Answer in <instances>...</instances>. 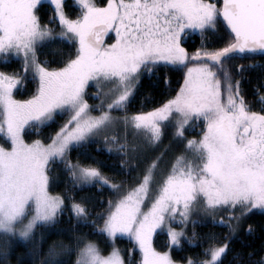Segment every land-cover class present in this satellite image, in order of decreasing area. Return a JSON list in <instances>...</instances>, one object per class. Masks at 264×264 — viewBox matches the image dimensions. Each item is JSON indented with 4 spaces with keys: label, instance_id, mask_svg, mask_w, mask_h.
Returning <instances> with one entry per match:
<instances>
[{
    "label": "snow or ice",
    "instance_id": "obj_1",
    "mask_svg": "<svg viewBox=\"0 0 264 264\" xmlns=\"http://www.w3.org/2000/svg\"><path fill=\"white\" fill-rule=\"evenodd\" d=\"M190 32L201 36L191 52ZM210 37L220 46L210 47ZM57 41L70 51L51 67L38 52ZM255 55L264 56V0H47L46 9L43 0H0V63L20 61L0 71V264H8L14 237L32 244L26 254L40 264H73L72 254L74 264H224L229 252L238 264H264L255 250L232 248L237 238L241 249L251 247L245 240L256 228L245 224L256 210L264 214V75L253 85L258 108L243 87L248 69L264 64L231 67ZM161 69L183 73L178 90ZM145 79L163 89L162 98L150 111L130 113ZM29 83L35 91L17 99L14 90ZM64 117L47 141H26ZM96 137L130 182L72 161L70 153ZM61 165L71 187L53 194L51 173ZM92 188L113 194L103 211H94V195H79ZM208 219L227 234L188 235ZM85 226L108 242L107 255L81 232ZM38 228L69 243L42 255ZM158 230H166L167 250L153 245ZM123 237L132 245L127 259L115 247ZM185 242L201 251L174 258Z\"/></svg>",
    "mask_w": 264,
    "mask_h": 264
},
{
    "label": "trees",
    "instance_id": "obj_2",
    "mask_svg": "<svg viewBox=\"0 0 264 264\" xmlns=\"http://www.w3.org/2000/svg\"><path fill=\"white\" fill-rule=\"evenodd\" d=\"M45 4V9L47 8V1H43ZM68 4L71 5L73 0H67ZM43 11V10H42ZM68 11L72 13L73 9L71 7L68 8ZM46 19V18H45ZM222 35V32L220 33ZM218 37H210L209 38V46H220L216 43ZM108 42H111L108 37L105 39ZM201 43V36L199 32H190L187 37L186 47H188L189 51H194L195 48L199 47ZM70 49L66 46V44H62L59 41L50 43L41 49L38 52V56L41 60H47L50 62L51 67L62 66L60 61L67 57ZM20 61L13 58L8 66L0 63V69L2 71L11 72L14 69L19 68ZM249 64H264V56L262 55H255L252 58L248 59H237L231 62L232 71H236V67L238 65H249ZM167 73V78L170 81V88L178 90L179 85L183 82V73L170 71L168 69H161L158 75L163 76L164 73ZM264 75V68H250L245 73V82L243 87L246 93V99L249 102H252L255 105V101L257 97L254 94L253 85L256 83L257 79ZM155 80V77H153ZM251 81L249 83L248 81ZM149 81L147 79L144 80V85L140 88L139 92L137 93L135 99L129 106L128 111L130 113L138 112V111H148L151 110L153 107L158 106L159 100L162 98L160 96V92L163 89H150L148 87ZM35 91V84L29 83L24 87H20L14 90V95L19 99H24L26 97H30L32 93ZM174 94V92H169V95ZM258 108V105H255ZM64 118H58L56 124L51 127H43L40 129L39 134L36 133L35 130H31V135L26 136V141H31L32 139H42L47 141L49 135L54 134L56 130H58L59 125L62 123ZM200 132V128H195L194 131L189 133L190 136H197ZM70 157L73 162L79 159L84 164H93L95 163L96 166L100 167L103 173L107 176L112 177L115 182L119 183L121 180H125L130 182L131 177H129L126 173H122L120 167V158L113 152L109 153L104 145L98 141L94 140V142L87 143L84 147L74 149L70 153ZM63 166H59L53 169L51 175L56 179V183L52 187L53 193H62L65 191L66 188L71 187L70 184L67 183L68 177L62 170ZM135 175V173H133ZM94 195L95 199L92 201V205L94 207V211L100 212L103 211V208L107 207V200L112 198L113 194L110 190L105 188L102 195L97 194V189L92 188L90 190H86L85 192H80L79 195ZM101 201H103V206H101ZM201 218V217H200ZM194 218V219H200ZM67 221V214L63 218ZM253 225L256 228V231L253 232L251 235L246 237L245 242L251 247H245L241 249V244L239 238L235 239V242L232 245V248L235 251H244L245 254L248 252H252L255 250L256 255L253 256V259H258L260 256H264V231H261L260 226L264 225V214L260 213L259 210L255 211V214L250 215V218L247 220L245 224V228L247 225ZM68 225L62 224L60 227L66 228ZM81 232L89 233V239L96 242L103 254H107L111 250V246L108 242L100 236L92 235L91 229L88 227H82ZM196 231L200 235H204L205 233L215 232L217 234H227V228L221 227L219 225L214 226L211 223V220H205L203 223H199L196 225L195 229L192 226H189L188 235H191L192 231ZM37 235L35 239V243L37 245L41 244V233L44 234V241L41 248V254H46L49 246L56 243L59 244L61 241L65 244H68L69 241L64 235H49L43 228H38ZM3 237H0V243H3ZM168 237L166 234V230L164 231H157V234L153 237V245L158 250H167L164 245L167 243ZM199 244V241H197ZM32 246L31 243L26 244L18 237L11 238V250L9 253V261L8 264H40V259L37 258L35 261L31 257H29L26 253L28 252L29 248ZM115 246L121 250V255L125 259L128 258L129 250L131 249L132 245L129 243L127 237L118 238L115 241ZM201 248L198 246H189L186 242L184 244V251H173L174 258H179L182 256H191L195 257ZM132 255L135 257V260L138 262L140 259L138 250ZM65 258V257H61ZM71 260H76V255L72 254ZM238 264L237 261L233 259V252H229L228 255L224 258V264Z\"/></svg>",
    "mask_w": 264,
    "mask_h": 264
},
{
    "label": "rangeland",
    "instance_id": "obj_3",
    "mask_svg": "<svg viewBox=\"0 0 264 264\" xmlns=\"http://www.w3.org/2000/svg\"><path fill=\"white\" fill-rule=\"evenodd\" d=\"M43 1H47V0H43ZM0 71H2L1 69H0ZM95 91V89H90V92H94ZM15 96V95H14ZM16 97V96H15ZM17 98V97H16ZM26 98H29V97H26ZM26 98H24V99H26ZM17 99H19V98H17ZM89 104L90 105H92V104H98L99 103V101L98 100H91V99H89ZM152 110V109H151ZM148 111H150V110H148ZM114 115H119L120 113H113ZM92 115H99V112L98 111H94L93 113H92ZM65 119H67V117H64V119H63V121H62V123L64 122V120ZM61 123V124H62ZM170 132H171V130L170 129H168V130H166L165 131V135H164V138H163V144L164 145H167L168 144V142H169V139H170ZM196 137V136H195ZM195 137H193V136H190L189 135V138H195ZM94 140H98V141H100L102 144H103V139H102V137H96V138H94ZM27 142H30V141H27ZM162 147H163V145H162ZM53 194H57V193H53ZM202 213L199 215V216H194L193 218H200V217H202ZM159 231V230H158ZM99 246V245H98ZM116 247V246H115ZM158 250V249H157ZM111 251V250H110ZM109 251V252H110ZM108 252V253H109ZM107 253V254H108ZM107 254H104V255H107Z\"/></svg>",
    "mask_w": 264,
    "mask_h": 264
},
{
    "label": "water",
    "instance_id": "obj_4",
    "mask_svg": "<svg viewBox=\"0 0 264 264\" xmlns=\"http://www.w3.org/2000/svg\"><path fill=\"white\" fill-rule=\"evenodd\" d=\"M106 38V37H105Z\"/></svg>",
    "mask_w": 264,
    "mask_h": 264
}]
</instances>
